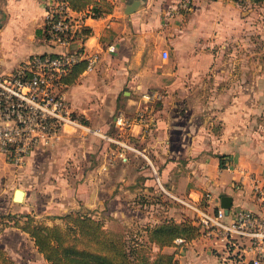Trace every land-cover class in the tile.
Returning a JSON list of instances; mask_svg holds the SVG:
<instances>
[{
	"label": "crops",
	"instance_id": "1",
	"mask_svg": "<svg viewBox=\"0 0 264 264\" xmlns=\"http://www.w3.org/2000/svg\"><path fill=\"white\" fill-rule=\"evenodd\" d=\"M54 1L0 0V73L12 71L34 53L78 48L84 53L99 52L94 69L83 70L74 82L62 84L73 112L84 117L91 128L106 131L113 124L115 131L110 134L116 137L114 117L119 113L132 115L144 103L146 90L161 91L162 99L153 109L156 125L144 137L141 126L132 125L129 139L145 151L162 187L188 200L201 199L200 203L209 208L220 205L221 196L228 194L231 205L256 209L246 174H264V93L257 89L264 79L256 77L254 62H239L249 49L240 50L239 59L228 67L222 60L225 40H232L230 45L236 49L251 38L249 32L256 26L259 32L264 31V23L254 21L255 3L196 0L185 10L178 7L179 0H140L135 11L125 13L126 4L132 0H110V12L84 19V38L63 46L52 42L44 31L45 13ZM81 10L91 11L89 5ZM213 65L218 71L225 68L231 72L226 78L215 74V94L208 99L198 89L207 84L206 76ZM208 102L212 103L209 107ZM212 106L215 109L210 113ZM213 123L216 130L210 125ZM75 133L66 129L52 147L40 151L39 157L32 155L24 166L23 176L33 178L32 168H38L42 175L37 182L47 187L46 195L39 194L41 203L35 199L33 202L40 204L31 207L59 213L69 207L68 201L78 202L106 215L108 221L133 213L143 224L167 216L182 220L189 213L164 193L140 154L123 150L116 142H97L98 135L92 133L77 132L88 137L87 142L71 141ZM85 152L95 153L96 160L92 155L84 158ZM65 156L70 158V170L64 173L56 169ZM6 169L8 163L0 156V188L9 180ZM54 181H72L70 196L64 198L58 189H51ZM31 191L24 190V201ZM206 191L213 197L209 204L203 199ZM13 200L12 193L10 203L14 204ZM10 234L15 236L12 242L21 246L26 239L33 243L25 231L6 226L0 232L3 245L11 242ZM210 248L222 255L217 256ZM32 249L38 261L45 260L35 246ZM164 250L172 253L174 246ZM223 254L219 245L209 247L196 237L174 253V258L175 264H232L222 259Z\"/></svg>",
	"mask_w": 264,
	"mask_h": 264
},
{
	"label": "built area",
	"instance_id": "2",
	"mask_svg": "<svg viewBox=\"0 0 264 264\" xmlns=\"http://www.w3.org/2000/svg\"><path fill=\"white\" fill-rule=\"evenodd\" d=\"M195 1L179 0L178 7L188 10ZM234 1L240 5L250 3L249 0ZM89 16L94 17L91 11L72 9L62 0L50 3L44 18L49 39L67 46ZM108 48L112 50L113 46ZM80 59L86 61L84 70L90 71L99 59V52L34 53L20 61L12 71L0 73V155L4 161L17 168L26 166L32 155L52 147L69 127L80 129L83 134H96L145 159L164 193L192 213L200 229L197 237L207 246L219 245L234 264H264V174H246L252 198L258 206L256 209L231 205L225 212L219 204L209 208L200 203L201 199L188 200L165 190L159 182L157 169L145 151L138 149L129 139L132 125L141 126L143 137L156 125L151 104L162 97L161 92L146 90L142 94L144 103L132 115L117 114L114 117V125L118 129L116 137L99 127L91 128L74 114L59 80ZM241 176H244L243 173ZM203 198L208 204L213 199L209 191L204 193ZM173 241L181 244L185 239L179 236Z\"/></svg>",
	"mask_w": 264,
	"mask_h": 264
},
{
	"label": "trees",
	"instance_id": "3",
	"mask_svg": "<svg viewBox=\"0 0 264 264\" xmlns=\"http://www.w3.org/2000/svg\"><path fill=\"white\" fill-rule=\"evenodd\" d=\"M69 7L75 10H81L87 5L94 16L108 13L113 8L110 0H62ZM250 3H259L264 0H249ZM46 32V25H44ZM86 30L83 27L76 32L71 41L78 38H84ZM78 52L80 48L76 49ZM55 53V52H53ZM86 65L85 59H80L73 63L69 69L61 75V83L74 82ZM161 92V91H160ZM162 94V93H161ZM157 99L151 104V109L161 101ZM84 122L87 120L83 117ZM113 123V122H112ZM113 125V124H112ZM108 132V131H107ZM221 158V155H219ZM222 164V161H221ZM210 192V191H209ZM204 199V198H203ZM189 211V210H188ZM190 212V211H189ZM20 214L14 216L7 214L6 217L12 223H5V226H15L25 231L33 240L36 250L42 254L47 264H175L174 253L170 252H150L146 247V241L135 237L134 242L127 243L122 239L112 237L103 228L99 219L88 213L72 211L59 215L66 224L64 227L59 224H43L36 222L32 215L23 214L26 219L20 221ZM143 230L147 232L150 241L155 242L158 247L172 245L175 237H183L190 241L196 238L200 229L192 218V213H188L181 221L173 219H163L156 223H146ZM81 237L93 242L94 247L79 245L76 243ZM143 249V251H142ZM142 251V252H141ZM0 264H18L10 259L4 250L0 247Z\"/></svg>",
	"mask_w": 264,
	"mask_h": 264
},
{
	"label": "rangeland",
	"instance_id": "4",
	"mask_svg": "<svg viewBox=\"0 0 264 264\" xmlns=\"http://www.w3.org/2000/svg\"><path fill=\"white\" fill-rule=\"evenodd\" d=\"M253 10L255 11V23H260L263 22L264 23V1L263 2H259V3H255ZM246 29V28H245ZM251 29V28H250ZM251 38L250 39H246L244 44H241L240 46H237L236 49H233L232 46L230 45V43H232V40H225V52H224V57H222V60L224 62L223 65H225V67L229 66L231 64V62L236 58L239 59V57L241 56V52L240 50H242L244 48L245 49H249L250 51H248V55L244 56L243 59H240V61L242 62H246L248 61H252L256 64V77L258 79H264V76H260L262 73H264V31L259 32L258 31V26L255 27V30L253 32H249ZM229 48V49H228ZM241 48V49H240ZM229 51V52H228ZM240 53V54H239ZM218 72V74H220V77H224L226 78L227 76L230 75L229 70H226L224 68V70H216L215 65H213V67L211 68V70H209V72L207 73V79L208 82L206 85H202L201 88H199L198 90H200V93L207 95L208 99L211 98V96H213L215 94V84L213 82V80L215 79V74ZM241 73V72H240ZM258 82V81H257ZM257 89H260V93H264V84H260L257 85ZM263 91V92H262ZM198 104V103H197ZM208 107L212 105L211 102L207 103ZM200 109V108H199ZM215 108L212 106L210 107L208 110L211 113ZM76 114V113H74ZM114 114V113H113ZM112 114V115H113ZM111 115V118H112ZM79 117L81 118L82 116L79 115ZM83 118V117H82ZM112 120V119H111ZM83 121V120H82ZM213 126V129H217V127H215L216 125L210 124ZM109 127V128H108ZM107 127V130L109 133L113 134L115 131V127L111 124L110 126ZM68 128V127H67ZM69 131H75L76 133L74 135H76L74 138L71 139V141L73 140H78V142H87L88 141V137H81L79 136V134L77 132H80L81 134H83L80 129L78 130H72L71 127H69ZM99 139L97 142H103L105 139L98 136ZM83 139V140H82ZM133 142V141H131ZM45 152V151H44ZM42 152H37V154H35L34 156L39 157L41 155ZM90 155H92V159L95 161L96 160V155L93 152H85L84 154V158L88 157L91 158ZM1 156V155H0ZM69 156L66 157L63 160L62 165H60L59 167H57L56 170L58 171H62V172H67L70 170V165L69 163ZM78 169H81V167H79ZM24 170L23 168H19L17 169V167H14L10 164H8V169H6V171L9 173V180L6 181V183L4 182L3 185L0 188V232H2L3 228H5V223H12V219L11 217H9L10 219H8L7 214L10 213V215L14 216L15 214H20L21 216L20 221L22 222L24 219H26L24 216H22L23 214H30L33 216L34 220L36 222H40L43 224H48V225H52V224H59L60 226L64 227V225L66 224L65 220H63L61 217H59V215H63L65 213L68 212H72V211H80L82 213H88L91 216L99 219L102 223L103 228L107 231L108 234H110L112 237H115L117 239H122L124 241H127V243H131L134 242L133 239H135V237H137L138 239H142V241H146V247H143V249L145 248L146 250H150V252H166L164 250V247L166 246H174V250L172 253H178L180 251V249L182 248V246H185L187 240H185V242L181 243V244H175V242L173 241L172 245H164L161 247H158L155 242L150 241L147 235V232L143 230V225L146 224L142 221H139V217L136 214L131 213V215H127L125 216L123 219H117V221H115V219H112V221H108L109 219L106 217V215L103 214H99V213H95L92 208L86 207L81 205L78 202H75L76 204H74L73 202H67L69 204L68 208H64L65 211L59 212V213H49L46 212V210H42L40 209L41 206H39V209L31 207L33 205H39L41 203L40 200V193L46 195V191L45 189H47L45 183L42 184V186L37 182L38 178L41 177L42 174H40V170L37 168H32V173H35V176L33 178L27 179L26 176H23V172ZM74 183L72 181L66 182V183H59L54 181L53 183L50 184L51 189H58L59 192H61V195L64 196V198H67L70 196L69 194V187L72 186ZM68 185V186H67ZM53 186V187H52ZM16 187H19L23 190H25L26 188H30L32 189L31 194L29 196H27V199L24 201H17V200H13L14 204L10 203L9 199L14 191V189ZM42 189H41V188ZM42 191V192H41ZM166 194V193H165ZM40 200V203L37 202V204H35V202H33V200ZM65 200V199H64ZM172 201H174L172 199ZM24 202L27 204V207H24ZM176 202V201H175ZM66 203V204H67ZM16 205V206H15ZM18 205H22L21 207H18ZM29 206V207H28ZM190 213V212H189ZM173 219L174 221H181V220H175L173 218V216H167L165 218H161L160 221H162L163 219ZM11 242L8 245H3L2 241L0 240V247L4 250V252L6 253V255L12 259L13 261H16V263L18 264H33L32 261H36V264H47L46 260H39L38 258L33 256V253H36L34 249H32L33 243L30 242L29 240L26 239V243H24L22 246L19 243H14L15 242V236L13 234L9 235V239ZM14 241V242H12ZM77 244L79 245H84V246H88L93 248L94 244L91 241H88L85 237H81L78 241H76ZM18 245V246H17ZM7 246V247H6ZM15 247V248H11V247ZM142 249V251H143ZM211 252L214 254H217V256H221L222 254L213 248H210ZM141 251V252H142ZM15 252V253H14ZM22 256V262H19V258L20 256ZM16 257L17 260H15ZM41 257V256H40ZM231 258L233 256H230ZM226 258V259H224ZM226 253L223 254V258L225 262L230 263V260H228ZM221 259V258H220ZM41 261V262H40ZM223 261V262H224ZM226 264V263H225ZM234 264V263H232Z\"/></svg>",
	"mask_w": 264,
	"mask_h": 264
},
{
	"label": "water",
	"instance_id": "5",
	"mask_svg": "<svg viewBox=\"0 0 264 264\" xmlns=\"http://www.w3.org/2000/svg\"><path fill=\"white\" fill-rule=\"evenodd\" d=\"M139 4H140V0H132L130 3L126 4L124 8V12L131 13L135 11V9L139 7ZM23 196H24V190L19 187H16L13 191V199L17 201H21L23 200ZM231 200H232L231 195L224 194L221 196L220 205L225 209V212H227L228 208L231 206Z\"/></svg>",
	"mask_w": 264,
	"mask_h": 264
}]
</instances>
